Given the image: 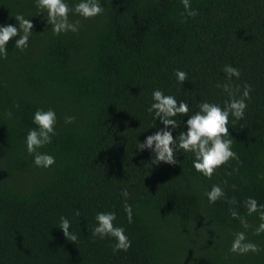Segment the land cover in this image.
I'll return each instance as SVG.
<instances>
[{
	"label": "trees",
	"instance_id": "16d2710c",
	"mask_svg": "<svg viewBox=\"0 0 264 264\" xmlns=\"http://www.w3.org/2000/svg\"><path fill=\"white\" fill-rule=\"evenodd\" d=\"M103 3V15L71 16L78 32L53 35L34 0H0V24L18 27L22 14L34 30L25 51L10 41L0 57V264H264V231H256L264 209L245 206L248 197L264 204V0H191L195 17L181 16V0ZM229 64L239 79L228 80ZM177 68L188 73L183 85ZM225 82L252 86L244 118L230 122L238 159L211 178L192 167L190 153L151 167L149 150L136 146L156 130L146 111L152 89L195 108L203 99L223 104L229 97L217 85ZM49 107L57 132L40 150L56 163L45 169L24 138L35 110ZM213 184L225 196L210 204L204 192ZM105 210L131 239L127 251L92 237L95 213ZM61 215L76 241L58 227ZM238 231L260 250L230 252Z\"/></svg>",
	"mask_w": 264,
	"mask_h": 264
},
{
	"label": "clouds",
	"instance_id": "9594fccd",
	"mask_svg": "<svg viewBox=\"0 0 264 264\" xmlns=\"http://www.w3.org/2000/svg\"><path fill=\"white\" fill-rule=\"evenodd\" d=\"M39 13L46 14V22L50 25L53 35L69 32L75 33L80 30V20H72L71 16H79L84 20L91 19L105 12L103 0H34ZM184 11L182 17H195L198 12L191 5V0H181ZM18 27L13 24H0V57L7 55L8 45L13 41V46L21 52L29 47L32 35L33 23L25 16H15ZM224 71L228 80L233 77L239 79L241 71L233 65H225ZM176 81L183 85L187 80L188 73L182 69H175ZM227 93L228 99L223 104L201 100L195 108H192L185 99H178L176 95L166 93L164 89L156 87L151 92V102L146 111L152 115V125L149 128L156 130L147 135L143 141L139 140L136 149L149 150L150 166L167 163L175 165L179 154L190 153L192 167L205 177L211 178L217 169L232 159H238L233 150V140L230 134V122L235 124L236 120L243 119L247 108V99L250 98L252 86L245 83L241 90L237 85L235 88L228 82L218 84ZM239 94V95H238ZM179 117V120L177 119ZM187 117V119H185ZM231 118V121H230ZM65 123L75 120L74 116H66ZM159 120L160 125L157 124ZM32 123L35 127L27 130L24 138L26 151L32 156L33 163L39 168H50L56 163V157L47 151L40 149L51 144L57 132L58 117L56 110L52 107L47 109L37 108L32 115ZM147 128V129H149ZM180 130L173 135V132ZM124 197L123 211L129 222L133 218L132 205L128 203L129 192L122 190ZM204 195L208 203H215L224 198V189L220 184H213L210 189L205 190ZM234 203V201H231ZM245 206L249 214L264 209V204H259L255 197H248ZM233 216L237 215L235 210L231 211ZM80 215V210H76ZM264 220V211H259ZM95 223L91 230L93 238L105 239L111 237L114 240L112 251H127L132 241L126 233L125 228L115 223L117 213L115 211H97L94 216ZM72 221L61 215L58 227L62 229L68 240L76 241L77 235L71 231ZM257 232L264 231V222L256 229ZM257 244L247 240L243 231L234 234L229 251L232 253L245 254L258 252Z\"/></svg>",
	"mask_w": 264,
	"mask_h": 264
}]
</instances>
